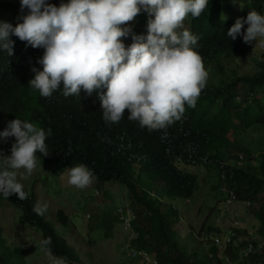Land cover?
<instances>
[{
  "label": "trees",
  "instance_id": "1",
  "mask_svg": "<svg viewBox=\"0 0 264 264\" xmlns=\"http://www.w3.org/2000/svg\"><path fill=\"white\" fill-rule=\"evenodd\" d=\"M226 1L209 0L198 17L188 15L189 30L198 36L196 51L202 62L216 61L215 73L223 76L226 72L219 56L239 52L243 44L239 36L234 41L225 36L237 18L222 19ZM0 8L18 13L19 3L2 2ZM251 9L264 11V0L245 3L238 17H245ZM146 23L147 15L137 14L133 31L146 34ZM11 39L13 55L0 52V130L16 117L45 131L51 129L45 139L48 154L36 153L39 158L63 167L84 164L93 171V181L125 186L133 215L127 227L132 233L128 249L133 259L140 262L138 252H144L154 256L156 264H228L220 256L224 252L233 264H264V150L260 151L259 145L264 142V52L253 56L252 72L240 74L232 69L226 79L207 82L195 107L185 105L181 118L165 130L148 131L126 118L127 109L120 121L105 122L97 95L103 89L96 90V97L91 100L71 94L65 97L62 86L49 97L40 96L38 90L28 86V80L33 76L31 69L41 67L37 59L43 49L26 46L16 36ZM235 119L243 130H262L256 142L239 143L241 132L235 127ZM165 131L167 135L162 138ZM14 139L0 141V154L5 155ZM186 166H214L218 185L214 184L213 190L221 186L219 193H226L223 200L227 205L245 203L260 222L258 230L250 232L240 219H235L227 233L221 234L220 229L210 225L203 235V224L196 228L190 223L188 237L195 240L189 242L195 246L183 249L184 238L179 232L184 219L181 205L174 199H187L199 187L198 174L187 171ZM23 190L27 195L22 201L16 194L0 196V200L18 207L22 211L19 221L41 231V239L51 237L52 254L66 257L69 264H83L79 250L65 234L68 215L62 209L57 211L61 227L56 228L44 215L32 212L37 198L34 192L28 193L24 187ZM115 215L114 219L123 224L120 215ZM2 231L0 227V264H30L24 245L8 242ZM214 231L219 235L214 237ZM231 231L236 234L219 248L215 238L223 239ZM256 233L258 236L254 237L252 234ZM249 245L257 250L246 253ZM85 254L91 261V252L86 250Z\"/></svg>",
  "mask_w": 264,
  "mask_h": 264
},
{
  "label": "clouds",
  "instance_id": "2",
  "mask_svg": "<svg viewBox=\"0 0 264 264\" xmlns=\"http://www.w3.org/2000/svg\"><path fill=\"white\" fill-rule=\"evenodd\" d=\"M209 0H19L18 23L0 20V52L13 55L12 36L26 46L43 49L28 86L49 97L62 86L67 97L100 100L102 119L115 123L125 116L148 131L165 130L181 118L185 105L195 107L208 73L196 51L198 36L183 27L189 14L198 17ZM27 10V11H25ZM139 13L147 15L146 34L133 31ZM243 28V31H242ZM225 36L264 48V11L237 17ZM131 37V43L120 38ZM87 94V95H86ZM45 131L28 120L14 118L0 130V141L14 137L8 155L0 154V196L26 198L19 182L37 166L36 153L48 154ZM166 131L162 133L166 136ZM42 166V165H41ZM95 179L84 164L67 167V183L83 189ZM25 188V187H24ZM48 205L34 202L43 215ZM130 208L124 205L123 209ZM131 209V208H130ZM51 237L39 241L48 264H69L54 255Z\"/></svg>",
  "mask_w": 264,
  "mask_h": 264
},
{
  "label": "rangeland",
  "instance_id": "3",
  "mask_svg": "<svg viewBox=\"0 0 264 264\" xmlns=\"http://www.w3.org/2000/svg\"><path fill=\"white\" fill-rule=\"evenodd\" d=\"M252 0H227L221 12L223 20H230L238 17L242 12V6ZM2 2L19 3V0H0ZM53 4H58L59 0H49ZM18 14L6 9L0 8V20L8 21L15 26L18 23ZM12 18H9L11 17ZM134 21L126 23L134 24ZM183 27L189 30L188 16L184 18ZM143 29L146 28V24ZM124 40L125 45L131 43V37L120 38ZM252 44L243 42L239 52L229 55H220L224 63L223 67L226 76L221 73H215L217 67L216 61L203 62L208 73L207 82L218 83L222 78L226 79L231 74L232 69L238 73L252 72L254 70L253 56L264 52V48L254 47ZM42 69V66L40 67ZM235 127L241 132L238 136L241 145H250L249 142H256L262 130H243L235 119ZM242 129V130H241ZM264 141V138L261 139ZM260 148L264 150V142H259ZM10 147H7L5 155L9 153ZM259 151V149H258ZM37 156V155H36ZM230 161V159H227ZM42 165V166H41ZM186 170L197 173L199 176V187L191 197L184 199L176 198V202L181 205L183 221L180 224L179 235L183 239L182 248L195 246L189 241L195 238L188 237L190 223L199 228L203 224V235L206 234L208 226L220 229L221 234L227 233L230 225L235 219H240V224L255 233L260 227V222L255 214L245 203H229L227 205L223 199L226 193L220 189L214 188L218 185L217 175L214 166H186ZM18 180L28 193L34 192L37 200L41 203L47 202V209L44 217L54 223L56 228L61 227L57 219V211L62 209L69 217V224L66 228V237L69 243L77 250L83 264H146L141 256L140 262L130 256L129 241L132 233L124 224L114 219V216L120 215L124 205H130L129 195L125 186L117 182H96L92 181L83 189L76 188L67 183V167L58 163L46 162L37 156V166L32 173L25 178L19 177ZM217 182V183H216ZM264 197V194H263ZM257 207V206H255ZM22 211L6 200H0V227L2 233L9 241H16L24 245L27 252V259L30 264H48L45 253L40 249L39 241L42 238L41 231L19 221ZM105 223V224H104ZM109 225V226H107ZM108 229H107V228ZM258 233L252 234L254 237ZM219 233L214 231L213 236ZM178 238V236H177ZM205 241V236L202 237ZM91 241V242H90ZM204 244H206L204 242ZM220 248V246H218ZM86 250L91 252V261L87 257ZM222 250L220 249V252ZM225 258L228 264H233L224 252L220 255ZM250 264V263H244Z\"/></svg>",
  "mask_w": 264,
  "mask_h": 264
},
{
  "label": "built area",
  "instance_id": "4",
  "mask_svg": "<svg viewBox=\"0 0 264 264\" xmlns=\"http://www.w3.org/2000/svg\"><path fill=\"white\" fill-rule=\"evenodd\" d=\"M229 201V200H228ZM230 202V201H229ZM133 215H132V210L130 208L127 209H122L121 213H120V218L121 220H123V224L125 225V227L129 226L130 220L132 219ZM235 225L237 226V222H235ZM236 233L234 231L229 232L225 238L220 239L219 237L215 238V242L218 246L223 247L225 244H228L231 240V237L233 235H235ZM262 243L260 245H258V247H261ZM257 249H254L252 245H249L246 249V253H251V252H255ZM141 254V256L143 257V262H147L146 264H156L157 263V259L152 256L149 255L148 253H142V252H138Z\"/></svg>",
  "mask_w": 264,
  "mask_h": 264
}]
</instances>
